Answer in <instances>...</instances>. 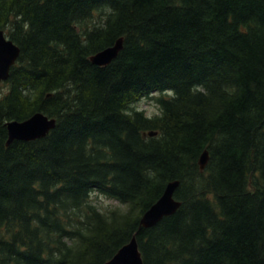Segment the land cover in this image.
<instances>
[{
	"label": "trees",
	"instance_id": "trees-1",
	"mask_svg": "<svg viewBox=\"0 0 264 264\" xmlns=\"http://www.w3.org/2000/svg\"><path fill=\"white\" fill-rule=\"evenodd\" d=\"M1 29L0 264H104L134 235L145 264H264V0H0ZM37 112L56 126L7 144Z\"/></svg>",
	"mask_w": 264,
	"mask_h": 264
},
{
	"label": "water",
	"instance_id": "water-1",
	"mask_svg": "<svg viewBox=\"0 0 264 264\" xmlns=\"http://www.w3.org/2000/svg\"><path fill=\"white\" fill-rule=\"evenodd\" d=\"M124 37H120L116 43L91 56L93 63L98 65L109 64L123 48ZM20 47L5 36L0 30V84L10 76L11 67L16 63L20 55ZM56 126V118H50L43 112H37L24 121L12 120L7 123L8 140L10 144L14 140H33L46 136ZM150 135L156 132H150ZM209 151L205 150L200 157L199 164L204 171L209 161ZM180 185V180L168 183L163 195L147 210L141 218V225L152 227L164 217L174 214L181 202L175 198V191ZM104 264H145L136 236L124 244L115 255Z\"/></svg>",
	"mask_w": 264,
	"mask_h": 264
},
{
	"label": "rangeland",
	"instance_id": "rangeland-1",
	"mask_svg": "<svg viewBox=\"0 0 264 264\" xmlns=\"http://www.w3.org/2000/svg\"><path fill=\"white\" fill-rule=\"evenodd\" d=\"M3 90H6V88L1 89L2 92H3ZM158 95H155V96H158ZM135 107L138 109L145 110L149 114H154V113H157L159 111L158 104L153 97L143 98L141 101H139L138 103L135 104ZM97 202L103 206H108L110 204L111 205L117 204V201L106 198L105 196H101V195L97 197Z\"/></svg>",
	"mask_w": 264,
	"mask_h": 264
},
{
	"label": "bare ground",
	"instance_id": "bare-ground-1",
	"mask_svg": "<svg viewBox=\"0 0 264 264\" xmlns=\"http://www.w3.org/2000/svg\"><path fill=\"white\" fill-rule=\"evenodd\" d=\"M12 68V67H11Z\"/></svg>",
	"mask_w": 264,
	"mask_h": 264
}]
</instances>
